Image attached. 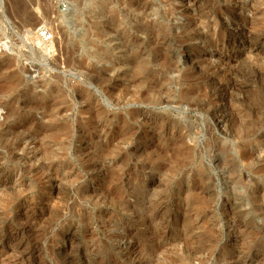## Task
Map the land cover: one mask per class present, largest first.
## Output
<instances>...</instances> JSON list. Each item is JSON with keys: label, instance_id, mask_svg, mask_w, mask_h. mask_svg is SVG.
<instances>
[{"label": "rangeland", "instance_id": "rangeland-1", "mask_svg": "<svg viewBox=\"0 0 264 264\" xmlns=\"http://www.w3.org/2000/svg\"><path fill=\"white\" fill-rule=\"evenodd\" d=\"M0 264H264V0H0Z\"/></svg>", "mask_w": 264, "mask_h": 264}, {"label": "built area", "instance_id": "built-area-1", "mask_svg": "<svg viewBox=\"0 0 264 264\" xmlns=\"http://www.w3.org/2000/svg\"><path fill=\"white\" fill-rule=\"evenodd\" d=\"M39 38L43 42H47L51 39V34L49 33V31L47 29H42L39 31Z\"/></svg>", "mask_w": 264, "mask_h": 264}, {"label": "bare ground", "instance_id": "bare-ground-1", "mask_svg": "<svg viewBox=\"0 0 264 264\" xmlns=\"http://www.w3.org/2000/svg\"><path fill=\"white\" fill-rule=\"evenodd\" d=\"M102 8L104 9V6L102 5ZM29 30V29H28ZM41 30V29H40ZM27 31V30H26ZM35 43H38V44H40V46H44L43 47V49H47V47H49L50 48V41H48V42H43L42 40H40L39 39V37H35ZM87 42V41H86ZM81 42H79V44H80ZM49 44V45H48ZM81 45V44H80ZM88 45V44H87Z\"/></svg>", "mask_w": 264, "mask_h": 264}]
</instances>
